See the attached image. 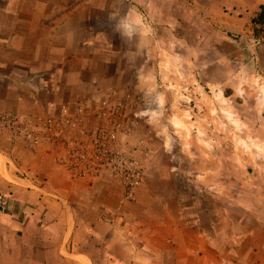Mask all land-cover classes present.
<instances>
[{
  "label": "rangeland",
  "instance_id": "rangeland-1",
  "mask_svg": "<svg viewBox=\"0 0 264 264\" xmlns=\"http://www.w3.org/2000/svg\"><path fill=\"white\" fill-rule=\"evenodd\" d=\"M7 3V25L26 21L29 30L36 16L59 56L89 67L90 95L76 100L72 119L92 124L100 101H122V119L135 122L123 142L146 144L145 173L172 181L185 211L204 226L212 217L219 228L263 234L256 219H264V27L255 35L252 8L221 0H0ZM47 53L43 45L42 62ZM26 234L13 242L21 253L4 261L50 264L43 245L30 243L39 231ZM236 239L242 251L248 242Z\"/></svg>",
  "mask_w": 264,
  "mask_h": 264
},
{
  "label": "crops",
  "instance_id": "crops-1",
  "mask_svg": "<svg viewBox=\"0 0 264 264\" xmlns=\"http://www.w3.org/2000/svg\"><path fill=\"white\" fill-rule=\"evenodd\" d=\"M221 1L233 10L245 4L253 16L258 5ZM9 7L0 4V112H73L76 100L90 95L85 89L93 83L83 77L89 67L71 66L70 53L59 56L57 42L44 35L48 29L36 16L29 30L26 21L7 25ZM43 45L49 50L44 62ZM73 138L85 139V129L65 125L38 146L0 131V264H7L5 253H21L13 242L31 228L39 234L30 243L43 245L39 251L50 264H264V232L219 228L212 217L204 226L200 214L185 211L165 176L148 171L132 200L108 173L73 176L62 159ZM256 220L264 227V219ZM238 237L248 242L242 251L234 250Z\"/></svg>",
  "mask_w": 264,
  "mask_h": 264
},
{
  "label": "built area",
  "instance_id": "built-area-1",
  "mask_svg": "<svg viewBox=\"0 0 264 264\" xmlns=\"http://www.w3.org/2000/svg\"><path fill=\"white\" fill-rule=\"evenodd\" d=\"M122 101H100L94 108L95 119H72L67 109H58L45 116H22L0 112V131L11 138L32 146L40 145L46 137L67 125L85 129V139H70L63 163L75 177H96L108 173L124 189V197L132 200L137 187L144 184L146 144L127 146L123 138L135 122L125 116Z\"/></svg>",
  "mask_w": 264,
  "mask_h": 264
},
{
  "label": "trees",
  "instance_id": "trees-1",
  "mask_svg": "<svg viewBox=\"0 0 264 264\" xmlns=\"http://www.w3.org/2000/svg\"><path fill=\"white\" fill-rule=\"evenodd\" d=\"M257 10L255 12V15L252 17L251 22L253 24V31L256 34H258L259 27L258 26H263L264 27V4L263 3H258L257 5ZM3 208L2 203H0V209Z\"/></svg>",
  "mask_w": 264,
  "mask_h": 264
},
{
  "label": "bare ground",
  "instance_id": "bare-ground-1",
  "mask_svg": "<svg viewBox=\"0 0 264 264\" xmlns=\"http://www.w3.org/2000/svg\"><path fill=\"white\" fill-rule=\"evenodd\" d=\"M140 26H141V24H140V25H138V24H137V22H135V29H138V28H140Z\"/></svg>",
  "mask_w": 264,
  "mask_h": 264
}]
</instances>
